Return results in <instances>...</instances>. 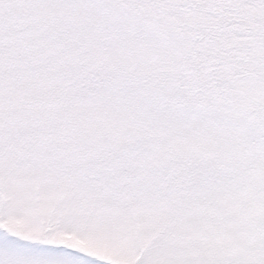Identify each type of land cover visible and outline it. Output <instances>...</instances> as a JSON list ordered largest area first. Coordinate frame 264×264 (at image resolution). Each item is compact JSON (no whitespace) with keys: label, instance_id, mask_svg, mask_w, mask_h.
<instances>
[{"label":"rangeland","instance_id":"1","mask_svg":"<svg viewBox=\"0 0 264 264\" xmlns=\"http://www.w3.org/2000/svg\"><path fill=\"white\" fill-rule=\"evenodd\" d=\"M0 264H264V0H0Z\"/></svg>","mask_w":264,"mask_h":264}]
</instances>
